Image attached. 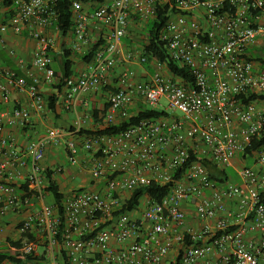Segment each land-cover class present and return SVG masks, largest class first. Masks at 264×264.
Listing matches in <instances>:
<instances>
[{
	"label": "built area",
	"instance_id": "2783aa9c",
	"mask_svg": "<svg viewBox=\"0 0 264 264\" xmlns=\"http://www.w3.org/2000/svg\"><path fill=\"white\" fill-rule=\"evenodd\" d=\"M74 0L71 4L73 50L85 54L92 44L89 26L95 24L104 44L88 68L68 79L64 105L78 113L88 108L89 95L100 90L107 73L122 52L123 39L132 21L147 23L158 8L168 6L169 19L161 31L172 61L187 68L193 83L164 73L166 64L151 65L147 80L137 81L133 70L126 71L107 99L102 118L112 127L149 109L166 116L143 118L116 134L82 135L65 142L68 164L78 166L79 152L88 154L82 166L95 181L104 182L103 191L78 190L68 196L62 215L55 205L44 203L19 228L22 246L13 251L37 255L39 247L54 259L64 252L69 264H170L168 257L177 246L181 264H264V147L252 156L253 165L236 168V178H211L210 168L225 173L243 155L249 140L264 130V101H243L242 96L264 94V72L246 57L258 37H264V0ZM50 0H13L10 16L0 17V48L3 35L27 31L37 45L32 68L25 76L0 69V96L7 99L11 89L25 92L29 107L0 113V144L8 148V162L0 164V177L8 163H27L14 143L4 135L5 125L24 128L31 109L43 111L46 99L42 83L56 81L52 69L53 41L46 29L58 30V17ZM6 12V13H7ZM10 56L15 55L9 49ZM126 60H133L128 54ZM140 64L146 58H137ZM39 70L38 75L34 70ZM262 102V104H261ZM88 115L77 116L72 130L50 128L46 135L30 141L29 191L44 201L47 185L43 160L50 145L66 136L79 135ZM81 136V135H80ZM61 169H58V172ZM151 184L167 187L166 195L155 201L143 196L132 211L123 205L137 190ZM7 196L5 207L18 209L26 203L14 188L0 184ZM31 198V197H30ZM195 200L194 217L199 229L187 224L183 205ZM0 198V202H1ZM259 235L258 239L250 236ZM188 236L193 244L186 245ZM200 242V243H199ZM62 251V252H61Z\"/></svg>",
	"mask_w": 264,
	"mask_h": 264
},
{
	"label": "crops",
	"instance_id": "0c3cea01",
	"mask_svg": "<svg viewBox=\"0 0 264 264\" xmlns=\"http://www.w3.org/2000/svg\"><path fill=\"white\" fill-rule=\"evenodd\" d=\"M110 0H96L92 6L84 5V9L92 12V8L97 5L105 4ZM6 9L2 7V0H0V17L5 16ZM264 21V12L261 13L259 20H254V23ZM146 23L139 24L136 21H132L129 32L123 39V49L120 54L116 57V63L110 68L107 73L106 81L101 86L100 90L96 93L89 95L88 108L84 109L81 105H78V113L73 110L65 108L64 99L65 91L62 93L56 108L54 111L46 108L43 111H35L31 109V117L27 123V126L21 128L19 126L5 125L4 135L8 138V141H12L15 146V150L22 160L27 165L23 166L20 162L8 163L4 171V174L0 177V184H6L14 188L17 195L23 194L21 185L24 181L28 180L30 173V159L26 155V147L30 141L38 140L46 135L50 128H60L65 131H70L73 128L74 122L77 116L88 115L86 123L83 125V130L95 131L101 127L102 118L106 112L107 99L112 91L116 89L118 82L122 75L128 71L133 70L135 73V79L137 81H144L149 78L153 73V68H149L144 64H140L137 60L141 56L142 44L145 42L144 36L139 39L137 34L142 30ZM45 35L52 39L53 46L51 49L52 57V69L55 75L62 72L63 64L65 61V55L67 52L75 53L71 56V60L74 63L73 72L76 77L80 75L82 71L88 68V64L83 60L82 55L78 54L73 50L76 38L73 31L62 35L59 30L54 28L46 29ZM89 34L92 41L100 39V33L97 30L95 24L91 23L89 26ZM5 40V47L0 48V69L9 70L16 73L18 76H25L27 71L32 68V55L36 48V41L33 40L28 32L25 30L21 33H14L9 31L3 35ZM264 45V37H258L255 43L247 50L246 57L251 59L255 63L256 72H264V64L261 61H257L260 55L261 48ZM9 49L15 51L14 56H10L8 53ZM70 53V52H69ZM130 54L133 56V60H126V56ZM36 74L41 75L39 70H34ZM164 73L168 76H173L168 69L164 70ZM57 82V79L56 81ZM41 90L44 94L45 99L50 97L53 93V85L49 86L44 83L41 85ZM262 104V102H261ZM30 100L25 92H20L16 89H11L7 99H3L0 96V113H10L13 109L29 107ZM132 115H135V109L130 110ZM69 139H75L81 147L82 136L80 135H69L58 145H50L45 153L43 160V167L45 172H53V179L57 182L60 190L68 197L73 192L78 190H92V191H103L104 182L95 181L92 173L84 168L82 165L86 163L88 154L81 150L79 152V164L78 166L71 167L68 164L67 151L65 150V142ZM243 157L244 165H253L255 159L245 158L243 155H239L234 161V171L238 168V160ZM8 148L0 144V164L8 162ZM243 165V166H244ZM61 171L58 172V169ZM66 197V198H67ZM0 254L5 251H13L12 243H17L22 239L19 233V228L22 222L29 217V215L39 211L41 206L46 203L48 205H54V199L51 195L45 194L44 201H38L35 197L29 198V200L21 205L18 209L8 208L2 211L5 207L7 199L6 195L0 192ZM51 198V200H49ZM48 199V200H46ZM195 208V200L189 199L184 205L183 209L187 214L188 226H193L196 230L199 229V223L195 220L191 210ZM260 236H250V238L258 239ZM180 254L177 246L171 251L168 257V263L175 260ZM43 257L40 262H49V264H64L62 255L57 251L54 259L48 257L44 253L43 247H39L37 255ZM28 263L30 261H27ZM26 261L23 264H28ZM39 262V261H36ZM1 264H16L11 261H3Z\"/></svg>",
	"mask_w": 264,
	"mask_h": 264
},
{
	"label": "trees",
	"instance_id": "16d2710c",
	"mask_svg": "<svg viewBox=\"0 0 264 264\" xmlns=\"http://www.w3.org/2000/svg\"><path fill=\"white\" fill-rule=\"evenodd\" d=\"M54 4V9L56 10L58 17L56 20V27L60 31L62 35H66L67 33L73 31V21H72V11L71 4L74 0H50ZM13 5V0H2V7L7 11L10 10ZM10 16V12L5 13V17ZM169 19V9L168 6H162L158 8L156 17L153 20H149L143 30L142 35L144 36L145 42L142 44V56L146 58V62L143 63L147 67H151L153 63L161 62L166 64L169 72L178 78L183 79L186 82L193 83V77L190 74L187 68L181 67L177 63L171 60L168 48L166 43L161 39V31L164 28L166 22ZM100 38V37H99ZM104 44L102 39H95L92 41V44L88 48V51L82 55L83 60L86 64H89L93 61L96 51L100 48L101 45ZM70 52V53H69ZM65 55V61L63 64L62 72L56 76L57 82L53 84L54 93L46 98V107L50 111H54L56 105L64 92L65 85L71 77L74 76L73 66L74 63L70 59L72 55L75 53H71L69 51ZM251 60V59H250ZM257 61H261L264 64V56L259 57ZM243 101H264V94H250L248 97L242 96ZM108 108V104L106 110ZM167 113L162 111H154L145 109L139 111L137 114L125 119L112 127H104L101 125L95 131H86L82 130L79 135H87V134H116L127 128H130L137 123H139L143 118L147 117H160L166 116ZM264 147V130L260 133L259 136L253 137L249 140V144L247 145L243 156L247 159L252 158L254 153L259 149ZM211 178L217 181H222L224 178L227 179L228 176L231 178H235L236 173L233 169H228L225 173L224 171H219L216 168H210ZM48 178L47 185L44 189V193L51 195L54 199V205L59 210V215H62V206L63 202L66 199V195L60 190L59 185L53 179V172H45ZM29 181H24L21 185V189L23 194L20 195L22 201L27 198L33 196V194L29 191ZM167 193V187H159L154 184H151L145 188L137 189L132 195L129 201H127L123 205V211H132L134 210L140 199L143 196H148L155 201H160ZM261 197L264 196V192L260 193ZM200 243V242H199ZM13 246L20 248L22 246L21 241L17 243H12ZM186 245H191L193 242L191 239L186 236L185 239ZM62 252V251H61ZM181 256L182 252H180L179 256L173 260L170 264H181ZM62 258L64 264H69L67 258L65 257L64 252H62ZM11 261L16 264H23L24 261H41L43 257H38L34 254H23L16 251H5L0 254V264L3 261Z\"/></svg>",
	"mask_w": 264,
	"mask_h": 264
},
{
	"label": "rangeland",
	"instance_id": "374dc122",
	"mask_svg": "<svg viewBox=\"0 0 264 264\" xmlns=\"http://www.w3.org/2000/svg\"><path fill=\"white\" fill-rule=\"evenodd\" d=\"M137 36L139 37V39H142V37H143V35L139 32L138 34H137ZM260 55H264V45H263V47L261 48V51H260ZM238 162V168H240V167H242L244 164H245V162H244V159H243V157H240V159L237 161ZM237 168V167H236ZM234 180H237V178H236V176H235V178H233ZM46 200H48V199H46ZM49 200H51V198H49ZM191 212H192V214L194 213V209H192L191 210ZM27 262V261H26ZM28 263V262H27ZM28 264H49V262H36V261H30Z\"/></svg>",
	"mask_w": 264,
	"mask_h": 264
}]
</instances>
